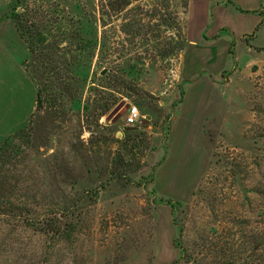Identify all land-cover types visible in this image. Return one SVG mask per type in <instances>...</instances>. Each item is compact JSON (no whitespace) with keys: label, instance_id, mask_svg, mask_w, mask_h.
<instances>
[{"label":"rangeland","instance_id":"rangeland-1","mask_svg":"<svg viewBox=\"0 0 264 264\" xmlns=\"http://www.w3.org/2000/svg\"><path fill=\"white\" fill-rule=\"evenodd\" d=\"M185 5L128 0L114 12L106 0H0V145L24 130L27 138L17 141L26 142V153L18 168L26 181L19 186L34 196L31 211L49 209L80 223L73 243L58 240L47 264H188L174 239L201 264H220L224 254L238 257L240 239L264 229V198L253 191L264 189V28L250 41L249 61H226L218 74L186 195L177 198L174 183L157 188L183 90L177 75ZM40 9L51 19L45 42L61 37L73 65L62 67L63 97L53 106L43 95L35 111L36 82L44 75L34 69L37 61L16 21ZM261 14L264 21V7ZM104 101L109 108L97 116ZM132 106L139 115L129 122ZM164 210L168 225H162ZM46 239L18 219L0 217V264L43 259ZM168 250L173 256L162 258ZM263 254L247 252L245 264H261Z\"/></svg>","mask_w":264,"mask_h":264},{"label":"crops","instance_id":"crops-1","mask_svg":"<svg viewBox=\"0 0 264 264\" xmlns=\"http://www.w3.org/2000/svg\"><path fill=\"white\" fill-rule=\"evenodd\" d=\"M263 7L264 0H186L185 42L177 75L183 90L169 124L168 164L163 165L155 178L160 192L172 183L180 192L177 198L188 192L200 157L198 128L208 100L216 89L215 81L226 69V61L243 58L249 61L247 53L252 54L255 48L250 41L255 40L264 28ZM184 175L187 179L180 180ZM162 214V225H168L169 212L164 210ZM156 234L155 256L158 258L161 252L159 231ZM165 256L173 255L168 250L162 258Z\"/></svg>","mask_w":264,"mask_h":264},{"label":"trees","instance_id":"trees-1","mask_svg":"<svg viewBox=\"0 0 264 264\" xmlns=\"http://www.w3.org/2000/svg\"><path fill=\"white\" fill-rule=\"evenodd\" d=\"M108 9L114 12H121L128 5V0H106ZM34 12L33 15H28L26 19L23 18L16 21V28L20 34L24 37V41L27 43V48L30 54H34V58L37 61V68L40 75H44L42 81H38L36 86V97L34 101V110L37 111L42 107L43 95L46 98L52 99V105L55 106L58 97H63L60 92H65L67 89H63L66 86V81L62 77V67L73 65L66 62V55L70 49L66 48L61 41L62 38L55 42L46 43V37L43 35L45 25L51 20L45 15L41 9ZM45 17L40 19V15ZM47 17V19H46ZM40 19V22L38 21ZM38 21V22H37ZM60 31V32H59ZM58 33L65 35L61 30ZM66 36V35H65ZM32 39V40H31ZM89 43H92L89 41ZM40 45V46H39ZM84 46V45H83ZM181 47V45H179ZM78 50H81L79 45ZM174 50V49H173ZM34 72V71H32ZM49 73L51 75H49ZM35 74V73H34ZM49 75V76H48ZM59 92V95L57 93ZM51 107V106H50ZM109 108L106 101L101 106L96 107L99 112L97 116L102 115ZM134 129V128H133ZM133 129H129L132 131ZM27 138V134L24 130H20L10 137H7L0 145V217L8 220L18 219L19 225L25 230L31 229L33 232H38L46 236V245L43 252L44 258L39 260L32 259L27 264H47L54 244L58 240H62L68 244H72L76 233L80 230L78 221L74 220H62L57 213L49 209L40 211L39 214L35 211H31L29 207V201L34 198L30 194L29 190H21L20 183L26 181V177L22 171L18 168V165L23 161L26 151H24V140L19 138ZM27 145V144H26ZM258 196L264 198V189H253ZM31 202V201H30ZM264 223V211L263 219ZM234 236V233H232ZM249 238L239 240L238 244V257H232L230 254H224L225 248H222L224 254V262L220 264H245V254L252 251L255 248H259L264 251V229L258 232L249 234ZM227 238V237H225ZM248 239V240H246ZM11 244H15V241H10ZM174 244L179 248L180 258L188 264H201L196 257L192 256L188 247L183 243H177L174 239ZM5 244H0V257L1 249ZM227 256V257H225ZM264 264V254L261 258ZM260 260V261H261Z\"/></svg>","mask_w":264,"mask_h":264},{"label":"built area","instance_id":"built-area-1","mask_svg":"<svg viewBox=\"0 0 264 264\" xmlns=\"http://www.w3.org/2000/svg\"><path fill=\"white\" fill-rule=\"evenodd\" d=\"M138 110L135 106H132L129 110H128V113H127V120L129 122H133L137 119V116H138Z\"/></svg>","mask_w":264,"mask_h":264},{"label":"water","instance_id":"water-1","mask_svg":"<svg viewBox=\"0 0 264 264\" xmlns=\"http://www.w3.org/2000/svg\"><path fill=\"white\" fill-rule=\"evenodd\" d=\"M104 71H102V73H103Z\"/></svg>","mask_w":264,"mask_h":264}]
</instances>
